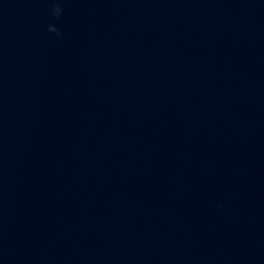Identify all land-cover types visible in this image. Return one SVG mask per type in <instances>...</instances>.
Returning <instances> with one entry per match:
<instances>
[{"label": "water", "instance_id": "water-1", "mask_svg": "<svg viewBox=\"0 0 264 264\" xmlns=\"http://www.w3.org/2000/svg\"><path fill=\"white\" fill-rule=\"evenodd\" d=\"M60 3L0 0V264H264V0Z\"/></svg>", "mask_w": 264, "mask_h": 264}, {"label": "clouds", "instance_id": "clouds-1", "mask_svg": "<svg viewBox=\"0 0 264 264\" xmlns=\"http://www.w3.org/2000/svg\"><path fill=\"white\" fill-rule=\"evenodd\" d=\"M64 13V9L61 6L60 0H53V7L50 9V14L54 20H59ZM48 31L55 33L58 38H62V33L55 23L48 25Z\"/></svg>", "mask_w": 264, "mask_h": 264}]
</instances>
